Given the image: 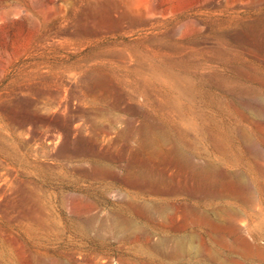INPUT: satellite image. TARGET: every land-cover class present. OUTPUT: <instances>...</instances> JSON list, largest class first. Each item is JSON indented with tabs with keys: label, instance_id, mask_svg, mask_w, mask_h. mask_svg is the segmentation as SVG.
Returning <instances> with one entry per match:
<instances>
[{
	"label": "rangeland",
	"instance_id": "374dc122",
	"mask_svg": "<svg viewBox=\"0 0 264 264\" xmlns=\"http://www.w3.org/2000/svg\"><path fill=\"white\" fill-rule=\"evenodd\" d=\"M0 264H264V0H0Z\"/></svg>",
	"mask_w": 264,
	"mask_h": 264
}]
</instances>
